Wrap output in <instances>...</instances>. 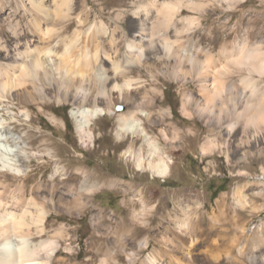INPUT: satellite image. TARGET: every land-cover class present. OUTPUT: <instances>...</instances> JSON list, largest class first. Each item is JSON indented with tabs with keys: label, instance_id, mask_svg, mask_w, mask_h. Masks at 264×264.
I'll list each match as a JSON object with an SVG mask.
<instances>
[{
	"label": "clouds",
	"instance_id": "9594fccd",
	"mask_svg": "<svg viewBox=\"0 0 264 264\" xmlns=\"http://www.w3.org/2000/svg\"><path fill=\"white\" fill-rule=\"evenodd\" d=\"M0 17V264H264V0Z\"/></svg>",
	"mask_w": 264,
	"mask_h": 264
},
{
	"label": "bare ground",
	"instance_id": "6f19581e",
	"mask_svg": "<svg viewBox=\"0 0 264 264\" xmlns=\"http://www.w3.org/2000/svg\"><path fill=\"white\" fill-rule=\"evenodd\" d=\"M47 3L48 0H16V7L19 9V12H23L24 9L33 11L34 8H42ZM21 4L23 5V8H20ZM0 19H2V17H0Z\"/></svg>",
	"mask_w": 264,
	"mask_h": 264
}]
</instances>
